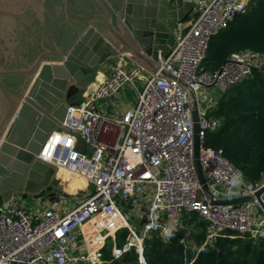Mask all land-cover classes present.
<instances>
[{"label":"built area","instance_id":"obj_1","mask_svg":"<svg viewBox=\"0 0 264 264\" xmlns=\"http://www.w3.org/2000/svg\"><path fill=\"white\" fill-rule=\"evenodd\" d=\"M193 2L195 17L177 35L170 53L158 57L155 73L145 76L138 65L116 64L81 105L68 106L62 128L49 134L37 157L87 180L91 190L69 210H60L53 201L36 217L18 201L5 203L0 211V264H107L106 243L112 244L114 254L115 234L122 228L130 231L124 250L133 247L139 264H146L143 239L150 233L167 239L190 213L206 222L205 243L210 245L226 232L264 238V210L252 198L262 183L245 180L222 148L203 146L205 133L217 129L220 121L198 100L202 88L223 93L248 79L253 69L264 68V53L244 50L218 69L206 70L202 63L211 38L245 13L247 2ZM162 70L173 78L161 76ZM141 79L135 104L119 118L100 112L99 99ZM178 80L196 96L199 160L209 191L217 199L248 200L211 205L202 192L192 158L190 94ZM113 134L114 140L105 138ZM130 215L138 221L139 232Z\"/></svg>","mask_w":264,"mask_h":264},{"label":"water","instance_id":"obj_2","mask_svg":"<svg viewBox=\"0 0 264 264\" xmlns=\"http://www.w3.org/2000/svg\"><path fill=\"white\" fill-rule=\"evenodd\" d=\"M45 2L0 0V211L11 201H54L68 195L63 184L74 183L73 178L37 157L49 134L62 128L68 106L83 103L90 84L111 58L130 54L155 73L158 57L170 53L192 11L186 10L190 0H82L79 9L73 8L72 0H61L64 21L71 28L53 48L40 42L44 52L25 55L21 31L31 17L43 20ZM160 75L173 78L164 70ZM178 82L190 94L192 158L202 192L211 205L248 200L217 199L209 191L199 160L196 96ZM81 180L84 190L73 193L87 191L88 181ZM263 194L264 183L252 198L264 210Z\"/></svg>","mask_w":264,"mask_h":264},{"label":"trees","instance_id":"obj_3","mask_svg":"<svg viewBox=\"0 0 264 264\" xmlns=\"http://www.w3.org/2000/svg\"><path fill=\"white\" fill-rule=\"evenodd\" d=\"M253 50L264 53V0H247V11L234 17L228 27L214 35L202 65L218 69L231 55ZM210 116L220 121L208 130L203 146L222 148L224 155L254 185L264 182V68L253 69L245 81L222 93ZM206 222L195 213L183 217V227L167 239L150 233L142 242L146 264H264V238L253 239L226 232L214 244L205 243ZM130 231L122 228L115 234L118 250L128 243ZM184 238L183 243L181 239ZM112 244H110L111 246ZM104 258L112 259L111 251ZM119 264H139L133 247L123 252Z\"/></svg>","mask_w":264,"mask_h":264},{"label":"crops","instance_id":"obj_4","mask_svg":"<svg viewBox=\"0 0 264 264\" xmlns=\"http://www.w3.org/2000/svg\"><path fill=\"white\" fill-rule=\"evenodd\" d=\"M189 7H192V11L189 14L187 20L183 24V30L186 28V26L189 24V22L195 17L196 12H197V6L193 2V0H190V4H188V7L186 8L189 9ZM181 28V29H182ZM179 34V33H178ZM177 34V35H178ZM242 52V51H241ZM238 52V53H241ZM116 64H122L127 67H131L134 65H138L144 69V75H149L152 70H150L148 65H145L143 62L137 60L130 54H121L117 58H111L105 69L100 71L96 77V79L90 84L87 92H86V97L91 95L95 87L102 82L110 73L111 67L116 65ZM154 65V64H153ZM143 79L137 80L135 83L132 84H127L123 89L118 91L117 93L111 95L110 97L99 99L97 101V106L100 112L111 119H117L119 118L126 110L130 109L136 101V96L137 92L140 89L142 85ZM135 91L132 96H130L131 91ZM126 93V94H125ZM116 129V127H114ZM106 139L114 140L115 135L111 136H105ZM81 148H84V145H79ZM74 179H79L78 177L74 175H70ZM66 189V188H65ZM90 187L88 186L87 191L84 194H78V193H73V192H68L67 190H64L68 192V195L66 197H60L54 201H57L60 205V210L66 211L69 210L71 207L77 205L82 199L81 196H86L90 192ZM80 195V196H79ZM71 197H74V201L69 202V199ZM78 197V198H77ZM264 197V195H263ZM53 201H41V200H27V201H21V205L26 206L29 211L32 213L34 217L39 216L42 212L43 209L48 207ZM134 222V219L132 220V223ZM135 223H133L134 225Z\"/></svg>","mask_w":264,"mask_h":264},{"label":"flooded vegetation","instance_id":"obj_5","mask_svg":"<svg viewBox=\"0 0 264 264\" xmlns=\"http://www.w3.org/2000/svg\"><path fill=\"white\" fill-rule=\"evenodd\" d=\"M73 8H78L82 4V0H72ZM47 13L44 14L43 20L39 22L35 18H30L28 24H24L22 29V47L25 55L34 52L42 53L44 49L40 46L42 43L44 48H53V44L57 43L64 34L71 28L70 23L64 21V14L61 10V0H46ZM35 45L37 50H35Z\"/></svg>","mask_w":264,"mask_h":264},{"label":"rangeland","instance_id":"obj_6","mask_svg":"<svg viewBox=\"0 0 264 264\" xmlns=\"http://www.w3.org/2000/svg\"><path fill=\"white\" fill-rule=\"evenodd\" d=\"M246 2H247V0H246ZM125 87V86H124ZM122 89H123V87H122ZM135 91L133 90V91H131L130 92V96H132L133 95V93H134ZM126 94V93H125ZM222 97V93H220V92H218V90L217 89H215V88H213V87H208V88H202L201 90H199L198 91V100H199V102H200V105H203V104H208L211 108L212 107H214V106H216L217 104H218V102L220 101V98ZM91 189V188H90ZM78 194H81V193H78ZM82 195V194H81ZM80 196V195H79ZM86 196H81V199L83 200L84 198H85ZM78 198V197H77ZM74 197H71L70 199H69V202H71V201H74ZM122 212L123 213H126L127 211H126V208L125 207H123L122 208ZM131 218H133L134 219V217L132 216V215H130V219ZM132 219V220H133ZM133 223H135V225H134V227H135V229H136V231L137 232H139V223H138V221L135 219L134 220V222ZM129 241V240H128ZM110 242H108V243H106V246H105V251H108V250H110L111 251V255H112V259H107V258H104V253H103V258L105 259V261L107 262V264H119L118 263V261H119V259H120V256H121V254L123 253V252H125V250H124V246H123V248L122 249H120V250H118L117 248H116V251H115V253L114 254H112V245L110 246ZM127 244V243H126ZM129 244V243H128ZM116 247V246H115Z\"/></svg>","mask_w":264,"mask_h":264},{"label":"bare ground","instance_id":"obj_7","mask_svg":"<svg viewBox=\"0 0 264 264\" xmlns=\"http://www.w3.org/2000/svg\"><path fill=\"white\" fill-rule=\"evenodd\" d=\"M65 176H66V177H68V176L71 177L70 174L67 173V172H66ZM61 178H62V177H61ZM71 178H72V177H71ZM73 180H74V183L69 182V183L63 184V185L66 187V189H67L69 192H73V191H75V189H76V190L79 189L80 191H83L84 188H85V184H84L83 180H81V178H79V179H74V178H73ZM76 187H77V188H76Z\"/></svg>","mask_w":264,"mask_h":264}]
</instances>
